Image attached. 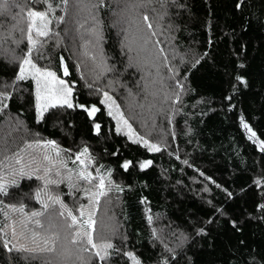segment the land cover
Wrapping results in <instances>:
<instances>
[{"label": "trees", "instance_id": "1", "mask_svg": "<svg viewBox=\"0 0 264 264\" xmlns=\"http://www.w3.org/2000/svg\"><path fill=\"white\" fill-rule=\"evenodd\" d=\"M51 2L63 23L53 21L58 35L49 37L44 55L35 62L74 87V104L100 111L93 119L79 107L49 109L38 122L35 83L5 87L14 84L18 70L11 51L22 55L27 43L26 17L17 0H10L9 11L0 13V91L12 96L0 113V175L18 186H10L8 196L0 195V264H80L79 255L89 256L77 253L65 239L73 230L66 227L70 221L59 216V205L49 202L47 212L36 218L42 228L6 207L23 204L28 215L43 211L35 199L43 181L36 175L50 167L43 155L55 159V154L27 145L47 141L63 150L61 158L80 189L70 188L65 179L49 185V193L59 196L74 215L89 204L83 189L91 186L76 180L79 165L72 163L84 147L94 157L88 170L95 175L102 165L101 173L111 170L114 184L123 189L113 188L100 199L94 236L109 240L114 250L108 261L93 257L92 264H132L126 252L141 264H264V212L258 210L264 188L254 183L264 180V151L259 146L264 142V0H242L239 8L238 0H169L166 8L158 0H68L66 6L62 0ZM19 4L44 8L32 0ZM14 40L20 41L19 47ZM236 75L247 80L246 88L237 84ZM177 83L183 85L182 92ZM104 92L130 116L135 114V127L158 140L160 152H148L116 134V120L100 103ZM146 106L151 108L143 117L140 112ZM241 119L256 133L254 138ZM96 123L101 125L99 134ZM16 153L23 157L25 172L40 171L30 179L20 176ZM125 160L134 162L128 171L121 167ZM143 160L153 163L141 171L138 163ZM55 171L51 177L60 179ZM60 171L68 175L64 168ZM200 229L207 235H198ZM33 231L59 232L68 256L61 260L53 253L4 247L5 240L9 248L33 247Z\"/></svg>", "mask_w": 264, "mask_h": 264}, {"label": "snow or ice", "instance_id": "2", "mask_svg": "<svg viewBox=\"0 0 264 264\" xmlns=\"http://www.w3.org/2000/svg\"><path fill=\"white\" fill-rule=\"evenodd\" d=\"M151 2V0H149ZM161 5V8H166L169 0H158ZM172 3H176V0H171ZM33 4H42L44 8L42 10L37 9L35 7H28L27 9L19 4V0H17L16 6L19 7V12L23 13L26 17L27 29L25 33L26 39V50L22 49V55H17L15 50L11 51V60L13 62H18V70L14 77L13 85H5V87H15V84L18 82H24L31 80L35 83V108L38 122L43 120L45 113L49 109L56 108H69L72 109L74 107L81 108L90 118L95 119L96 113L100 111L96 106L86 107L80 104L73 103V91L74 87L64 79H61L57 76L55 71L38 67L35 59L37 57H42L44 55L43 49L46 46V43L50 36L58 35L53 32L52 25L53 21L56 24L63 23V17L55 16V8L54 4L51 0H32ZM62 3L66 6L68 0H62ZM242 0H238L237 8L241 6ZM10 0H0V13H7L9 11ZM166 14V12H165ZM163 18V16H161ZM13 19H16L13 16ZM144 21L147 22L149 17L144 15ZM149 29H152L153 25L151 23L147 24ZM21 32H24V29H20ZM152 35H155L153 31ZM9 37H11V33H9ZM17 47H19L20 41H13ZM131 51V49H129ZM162 51V50H161ZM131 59V57H130ZM167 59V57H165ZM63 62V58H61ZM196 63H199L197 60ZM195 66V65H193ZM239 67L241 69L244 68L243 64H240ZM170 71H174L173 69H169ZM63 74L64 76L69 75V71L67 66H63ZM235 80L238 85L247 87L248 82L242 75H236ZM91 87V85H89ZM177 88L182 92L183 85L177 83ZM233 88H236V85H233ZM12 99V96L7 91H0V113H2L5 109L9 107L8 101ZM226 99L231 100L232 97L228 96ZM175 101H180V93L175 94ZM101 104H104L108 108V115L111 116L114 120H116V128L115 132L117 135H124L134 144H139L144 147L148 152H160L162 150V146L159 143L150 142L143 136L138 135L133 129L132 125L129 121L124 117V114L119 111V106L116 105L115 101L107 92L103 93V99L100 101ZM241 124L245 129L250 133V138H254L256 133L252 131L247 123L241 119ZM94 128L97 134L100 133L101 125L99 123L94 124ZM261 151H264V142L260 143ZM28 148L41 147L51 149L55 154V159L51 157L49 154L45 153L43 155V160L48 162L50 167H45L43 170V175H36V179L43 181V187L38 189L35 192V199L41 205L43 211H33L30 215L24 212V206L21 204L20 206L16 205H6L12 212H19L22 215H25L27 222L34 223L37 227H43V224L38 217H41L47 212L48 208L51 205H59L61 211L59 212V216L64 217L66 221H70V223L66 224L68 229H72L71 238L65 236V239L68 240V243L75 246V251L77 253H88L89 256L85 258L83 255H79L78 259L80 260V264H92V258H98L99 261L104 262L108 261L112 255L114 250V245L103 236L96 237L94 233H96V219L95 214L100 205L101 197H105L108 195L113 188L116 191H123L121 187L115 185L112 177L111 170L107 171L106 175L101 173L100 168L103 166L96 168V173L93 175L92 172L88 170L89 165L94 164V157L90 154L89 149L84 147L76 156L75 159L72 160L73 164L79 165V170L75 172V177L77 181H84L86 184L91 187L84 188L86 198L89 201L87 206L81 205L78 209L79 216L73 214V211L64 204L59 196H52L49 193V185H59L63 183L65 179L69 181V187L80 190L77 183H73V170L67 168V163L61 158L62 157V149L55 144L54 141H47L43 144H28ZM115 154V153H114ZM23 157L20 156L19 153H16V163L21 164V168L19 170L20 176H27L29 179L35 175L36 172H39L40 169H35L34 172H25V165L22 164ZM152 160H143L138 163V167L141 171H144L151 167ZM186 163V162H185ZM59 164V167H57ZM134 166V162L131 160H125L121 167L124 171H128L131 167ZM27 167H31V165H27ZM55 168V176L60 177V179H53L50 175L52 169ZM60 168H64L68 175L63 176ZM16 175L15 172L12 173ZM254 183L260 188H264V180L257 179ZM10 186H18L16 180H12L8 182L4 176L0 175V195L8 196L9 195V187ZM220 187V185H216ZM225 191H227L225 189ZM227 195L229 197L232 196V193L228 192ZM258 210L264 212V203L258 205ZM149 221L151 222V217H149ZM209 223H212L209 220ZM231 225L236 231H240L239 226L236 221H231ZM22 226L26 229L27 223L22 222ZM198 235H207L204 229H200ZM12 237L13 239L17 238V232L15 226L12 227ZM9 241H4V247L8 248L9 251L15 249L17 252H29L35 253L39 252H47L53 253L60 256L67 257L69 252L68 249L61 243V237L59 232H45L44 234L33 231L31 234V243L33 247H27L25 245H20L17 247L15 244L9 248ZM60 244V249L58 250L57 245ZM128 259L132 262V264H141V261L132 253L126 252L124 253ZM164 264H168V261L165 260Z\"/></svg>", "mask_w": 264, "mask_h": 264}, {"label": "rangeland", "instance_id": "3", "mask_svg": "<svg viewBox=\"0 0 264 264\" xmlns=\"http://www.w3.org/2000/svg\"><path fill=\"white\" fill-rule=\"evenodd\" d=\"M149 92V91H148ZM152 92V91H151ZM151 92H150V98L152 97V94H153V92H152V94H151ZM109 96H111V95H109ZM112 97V96H111ZM153 97H155V99H157L158 98V95H156V96H153ZM112 99L114 100V98L112 97ZM115 101V100H114ZM148 105H150V104H148ZM150 108H151V106H150ZM150 108H149V106H146V108L142 111V112H140V114L143 116V117H145L146 116V114H147V112L148 111H150ZM119 111L120 112H122L123 114H124V117L129 121V123L132 125V127H133V129L135 130V132L138 134V135H140V136H143V137H145L146 139H148L150 142H153V143H159L158 142V140H153L152 139V136L150 135V133H146V135L145 134H142V132L141 131H139L135 126V114L134 115H131L132 117H133V119H132V117L129 115V112H127V111H125L124 110V108H122L121 109V107L119 106ZM132 112H134V111H131V113ZM135 113V112H134ZM149 113V112H148ZM148 115V114H147ZM145 133V132H144ZM142 134V135H141ZM113 232V231H112ZM63 245H65V247L67 248L68 246L65 244V243H62ZM60 249V246H59V248H58V250ZM54 256H57L56 254L54 255ZM59 256V258H61V260L64 258V256H60V255H58Z\"/></svg>", "mask_w": 264, "mask_h": 264}]
</instances>
